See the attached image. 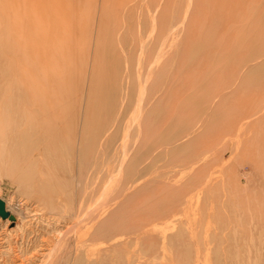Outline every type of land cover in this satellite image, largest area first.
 <instances>
[{"label": "rangeland", "instance_id": "obj_1", "mask_svg": "<svg viewBox=\"0 0 264 264\" xmlns=\"http://www.w3.org/2000/svg\"><path fill=\"white\" fill-rule=\"evenodd\" d=\"M155 10L164 24L149 37ZM53 114L68 137L34 158L57 159L47 176L70 170L78 153L66 149L83 131L96 140L99 122L112 146L129 141L141 173L140 192L118 199L138 200L125 210L98 179L106 240L96 233L72 257L65 219L18 178L22 146L51 137L40 134ZM6 124L15 143L0 140V198L20 218H0V264H264V0H0Z\"/></svg>", "mask_w": 264, "mask_h": 264}, {"label": "bare ground", "instance_id": "obj_2", "mask_svg": "<svg viewBox=\"0 0 264 264\" xmlns=\"http://www.w3.org/2000/svg\"><path fill=\"white\" fill-rule=\"evenodd\" d=\"M189 3H190V0H189ZM163 24H164V22H163L162 18L160 17L159 12L155 10L154 13H153L152 22H151V27L152 28H151V31H150L148 36L149 37H154L155 34L160 32ZM151 62L152 61H150V63ZM141 67H142V65H141ZM141 84H142V82H140V86H141ZM150 98L152 99V98H155V97H153V95H151ZM66 119L67 118H66L65 115H61V114H53V115H51V117H49L46 120L47 122L44 123L43 131L40 134V135H42L45 138H46V135H50L51 137L48 140L43 141V142H39L38 141L34 145L26 144V145L22 146L23 150L25 152H27L29 157H31V158L29 160H27L26 162H23L20 165L21 170H20V173L18 175V178L22 179V177L27 176L26 178L31 183L32 186L36 187L37 189L42 190V194L40 196V197H42L41 199L52 200L51 212H53L54 214H60L65 219L64 220L65 225H66L65 227L67 228V226H68L69 229L67 230V232H68L67 233V237L64 238L65 239L64 241L67 243V247L69 249V254L68 255H71V257H72L73 256V254H72L73 252H76L79 249H84L85 246L88 248L89 252H90V250H93V247H95L94 238L98 234V232H97L98 229H96V226H97L96 222H97V220H99L102 217H105L107 215V214H104L105 216H103V214H102V217H101L100 214L103 212L102 210H100L101 208H99V211L100 212L102 211V212L101 213L97 212L100 215L101 218L98 219V216H97L98 214L96 215V213H95V211H98V210H95V208H96L95 207V204H96L95 203V198L97 197L96 195L99 194L97 192H103L104 189H105V191H107V188H110L111 186H114L116 189H118L117 200L119 198H121V197L126 196V194H128L129 192L133 193V194L136 193V195H137V192L138 193L140 192L141 187H138V189L135 188V187L139 183V177L138 176H139V174L141 175V173L136 168L137 167L136 166L137 165L136 164L137 159H135L134 154H132V152H131V150H132L131 148L132 147H129L128 146L129 143L128 144L126 143V141H128V140L126 139V141H124L125 138L124 139L122 138V144H123V148L125 149V151L120 150L118 148L117 144L112 146L111 139L114 137V135L105 133L104 132L105 130L102 131L103 130V124H101V122H99L97 124V127H96V132H97V135H98L96 140L91 141L90 140L91 136L89 134H86L83 131L82 134H81V137H79V140L74 141V142L72 141L71 142V147L69 149H66L68 151L73 152V154L75 156L78 153V156L75 157V159L72 161V163L70 165L71 166L70 170L64 171V172H60V173H57L56 171H53V172L49 171L50 172L49 173L50 176H47L45 170L47 168H49L52 163H55L57 161V159L52 157L47 162H44V161H39L38 162L37 161V162L34 163V158L37 157L39 154H41L43 152L51 150L52 147H54L56 144L60 143L61 141H63L64 139H66L68 137L66 134H64V133L62 134L61 133V129L66 127V125H68L67 124L68 120H66ZM10 130H12L11 124L3 125L0 128V140L2 142H5V144L9 143L10 141H13L15 143V140L13 139V137L7 135L8 133H10ZM115 141H116V139H115ZM76 146H78V150L79 151L77 150ZM22 147L20 149H22ZM49 154H51V152H49ZM26 159H27V157H25V160ZM33 167H35V169H32ZM35 170H36V172H35ZM60 175L61 176L63 175V177L68 178L66 180V181H68V185L66 186V188L62 189L60 187V183L63 182V180H61V176ZM100 177L103 179V180H100L102 183H104L103 182L104 180L106 181L104 183V186L102 187L103 191H99V190H102V188L100 189V186L102 184L100 182V185H99V180H98ZM104 178H106V179H104ZM112 181H113V184L114 183L115 184L114 185L112 184L111 186L108 187L109 183L110 182L112 183ZM114 187H113V189H114ZM114 190L111 191V194H112V192H114ZM109 195H110V193H109ZM129 196H130V194H128L127 198ZM110 197H112V196H109L108 199ZM0 199L3 200L2 198H0ZM97 199H98V197H97ZM104 199L106 200L107 198H104ZM108 199H107V201H108ZM129 199H130V197H129ZM132 199L136 200V197L134 198L132 196ZM99 200H101V199H99ZM107 201L102 204V206H103V207L101 206L102 208L106 207L105 205H108ZM125 201H120V202H123V204H124ZM131 201H129V203L126 202L125 205H123V204L121 205L119 200H118L117 203L120 204V206L117 205V207H116V204H115V207L116 208L120 207V210L121 209L125 210V208H128V206L126 204L135 205V204H133V202L137 203L138 200L136 202L133 201V200H131ZM3 202L5 203L6 212L10 213V215L4 217V216H2L0 214V218L5 220V224H8V223L16 224V222L19 220L20 217H18V215L16 214L17 212L14 213L12 210H10L9 205L7 204V202H5L4 200H3ZM139 203H140V201H139ZM97 204H99V201H98ZM125 206H127V207H125ZM137 206H139V205L137 204ZM137 206L136 207L133 206L134 207L133 209L136 208V211L138 212V211H140L139 210L140 206L139 207H137ZM111 208H113L112 205L110 206V209ZM116 211H117V209H116ZM118 211H119V209H118ZM136 211L135 210H133V212L130 211V212H132V215H131V213L129 214V212H127V213L125 212L124 215L122 214L123 216H120V217H121V219L122 218L124 219V217L125 216L127 217V215L129 217H131V216L133 217V213L136 212ZM109 213H111V210L108 212V215H109ZM111 214H113V212ZM114 214H115V212H114ZM114 214H113V216H115ZM125 214H127V215H125ZM135 214H134V217H135ZM138 214H140V213H138ZM11 216H13L14 218H11ZM96 216H97V218H96ZM118 216L119 215H117L115 218H118ZM110 217H112V216L109 215L108 217H106V220H107V218L110 219ZM120 217H119V221H121ZM138 217L142 218L141 216H137L136 218H134V219L132 218V219L134 221L135 220L138 221V220H140ZM112 218L114 219V217H112ZM112 218H111V220H112ZM127 219H128V217H127ZM101 220H100V222H101ZM111 220H109V221H111ZM126 221L125 222L122 221V223H123V224L121 223L122 226L123 225L125 226L124 223H126V226H127L128 224L130 225L131 222H132V221L130 222V220H128V224H127ZM134 221L132 222V224L134 223ZM138 222L141 223V220L138 221ZM138 222H137V224L135 223L136 227H137V225H140ZM106 223H108V222H106ZM135 224H134V226H135ZM118 225L120 226V223ZM104 227H102L100 229H103ZM124 229H127V227L124 228ZM104 230L106 232H108L107 229H104ZM117 230H119V229H117ZM53 231H55V230H53ZM106 232H104V233H106ZM127 232L129 233V231H127ZM70 233H72V234H70ZM100 233H102V230H101ZM121 233H124V232L122 231ZM192 233H193V231H192ZM106 234L109 235L108 233H106ZM22 235H23V233H22ZM62 235L66 236V234L65 235L62 234ZM195 235L196 234H194V237H195ZM99 236H97V238H99ZM120 236H123V235H120ZM111 237H115V234H113V235L111 234L109 236V239ZM101 238H100V240H101ZM104 238H102V240L100 241L103 244H104V241H103ZM45 239H46V237H45ZM48 240H49V238H48ZM104 240H106V239H104ZM45 241L44 242L42 241V242L45 243ZM96 241L98 242L99 239L96 240ZM97 242H95V243H97ZM46 243H48V245L50 244L49 241L46 242ZM103 244L100 245V243H99L98 246L102 247ZM202 246H203V244L201 245V247ZM98 249L99 248L97 247V249H94V251L96 250V252H97ZM200 249H198V250H200ZM59 250H61V249L59 248ZM197 252H198V255L201 254V251L200 252L197 251ZM203 252H204V250L202 251V254H203ZM91 253H92V251H91ZM91 253H90V255H91ZM194 253H196V252H194ZM204 253H206V252H204ZM47 254L51 257L52 252L51 253L50 252H46V255ZM60 254H61V252H60ZM60 254L58 253V255H60ZM92 254H93L92 256H94V253H92ZM188 254H190V253H188ZM43 255H44V253H43ZM68 255H67V257H68ZM206 255L203 254L205 259H206V257H205ZM64 256H66V254ZM197 256H196V258H197ZM200 256H202V255H200ZM200 256H198V258H199L198 264L203 263L204 261H206V260H203L201 262L200 261V258H201ZM83 258H85V257H83ZM204 258H201V259H204ZM48 259L50 260L49 257H48ZM52 259L53 258H51V260ZM57 261H56V263H57ZM195 262L196 261H194L193 264H195ZM65 263H67V261ZM71 263H73V260H72ZM206 263L207 262H205L204 264H206ZM58 264H62V258L58 261ZM196 264H197V262H196Z\"/></svg>", "mask_w": 264, "mask_h": 264}, {"label": "water", "instance_id": "obj_3", "mask_svg": "<svg viewBox=\"0 0 264 264\" xmlns=\"http://www.w3.org/2000/svg\"><path fill=\"white\" fill-rule=\"evenodd\" d=\"M0 214L2 216H4V217L10 215V213L6 212V210H5V203L1 199H0ZM11 218H14V217L11 216Z\"/></svg>", "mask_w": 264, "mask_h": 264}]
</instances>
